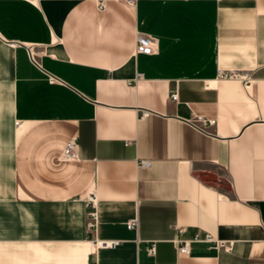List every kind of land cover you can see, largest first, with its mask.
<instances>
[{"label":"crops","instance_id":"0c3cea01","mask_svg":"<svg viewBox=\"0 0 264 264\" xmlns=\"http://www.w3.org/2000/svg\"><path fill=\"white\" fill-rule=\"evenodd\" d=\"M0 264H264V0H0Z\"/></svg>","mask_w":264,"mask_h":264},{"label":"built area","instance_id":"2783aa9c","mask_svg":"<svg viewBox=\"0 0 264 264\" xmlns=\"http://www.w3.org/2000/svg\"><path fill=\"white\" fill-rule=\"evenodd\" d=\"M129 3H134L135 0H128ZM158 48V39L152 35L143 33V32H138L136 35V46H135V51L137 53H143V54H154L157 52ZM140 76V74H139ZM236 75L232 72H225L220 70L219 71V78H234ZM171 99L173 100H178V94L176 92L171 93ZM148 112H143L142 115H147ZM209 123H214V120H209ZM77 151H78V142L76 138L70 139L63 150V157L69 160H73L77 158ZM151 165V160L148 159H141L139 162V167H149ZM96 197L95 195H92L90 197L91 203L95 201ZM93 218H95V215L93 214ZM95 223V220L91 222V225ZM135 220H132L129 222L128 227L129 228H134L135 227ZM183 232V228L178 229V233L174 239V242L177 246V252L179 255H187L190 252V244L194 240L198 241H207V242H212L215 244L217 247H222V248H228L230 244L224 240H220L218 238H215L212 234L209 232L205 233H197L193 239H186L182 238L181 234ZM118 240H107V239H101V240H94L92 243L98 248L101 247H114L118 244ZM150 252L154 253L155 252V247L154 245L151 246Z\"/></svg>","mask_w":264,"mask_h":264}]
</instances>
